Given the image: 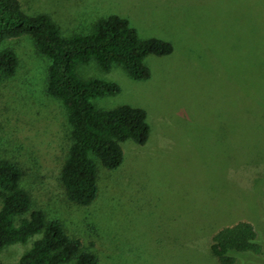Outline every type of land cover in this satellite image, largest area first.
<instances>
[{"label":"rangeland","instance_id":"1","mask_svg":"<svg viewBox=\"0 0 264 264\" xmlns=\"http://www.w3.org/2000/svg\"><path fill=\"white\" fill-rule=\"evenodd\" d=\"M20 1L27 13H50L65 35L118 14L141 37L174 46L145 59V80L119 64L80 67L84 78L120 86L95 99L98 108L141 107L150 125L146 144L122 143L124 162L103 172V199L86 208L60 183L71 128L47 93L50 62L29 36L5 43L19 66L0 81V157L23 164L35 208L59 219L98 264H221L210 247L219 228L249 221L264 231V0ZM40 237L5 247L0 264H17Z\"/></svg>","mask_w":264,"mask_h":264},{"label":"trees","instance_id":"2","mask_svg":"<svg viewBox=\"0 0 264 264\" xmlns=\"http://www.w3.org/2000/svg\"><path fill=\"white\" fill-rule=\"evenodd\" d=\"M23 36L31 37L48 58L47 93L67 110L71 144L60 172L65 196L71 203L92 207L103 199V172L116 171L124 162L122 143L146 144L150 125L141 107L98 108L95 99L119 93L120 86L112 80L84 78L80 67L95 63L107 71L119 64L133 79L145 80L151 76L145 59L169 55L174 46L164 39L141 37L129 19L118 14L99 17L86 33L65 35L50 13L30 14L20 0H0V81L19 66L17 53L5 43ZM26 180L23 164L0 157V251L41 234L17 264H98L97 255L84 249L81 239L59 219L35 208ZM210 247L221 264H264V231L249 221L219 228Z\"/></svg>","mask_w":264,"mask_h":264}]
</instances>
